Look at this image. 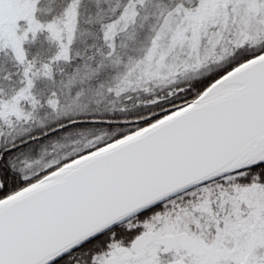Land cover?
<instances>
[{"label": "snow or ice", "instance_id": "6c2138e0", "mask_svg": "<svg viewBox=\"0 0 264 264\" xmlns=\"http://www.w3.org/2000/svg\"><path fill=\"white\" fill-rule=\"evenodd\" d=\"M39 6L0 0V264H264V0Z\"/></svg>", "mask_w": 264, "mask_h": 264}, {"label": "trees", "instance_id": "16d2710c", "mask_svg": "<svg viewBox=\"0 0 264 264\" xmlns=\"http://www.w3.org/2000/svg\"><path fill=\"white\" fill-rule=\"evenodd\" d=\"M64 0H40V6H39V15L42 18L47 19L50 15H54L61 11L63 7ZM51 10V11H49ZM26 48H28L29 52L34 55L38 56L39 58L43 59L46 58L52 48L53 44L48 39V35L46 32H41L37 35L36 39L33 41V43L30 45H27ZM14 61L11 63L3 64V71L7 72L11 70L14 67ZM1 70V66H0ZM5 86L7 87V82H5Z\"/></svg>", "mask_w": 264, "mask_h": 264}, {"label": "rangeland", "instance_id": "374dc122", "mask_svg": "<svg viewBox=\"0 0 264 264\" xmlns=\"http://www.w3.org/2000/svg\"><path fill=\"white\" fill-rule=\"evenodd\" d=\"M20 23H21L22 25H24L26 22L22 20V21H20ZM36 37H37V36H36ZM36 37H35V39H36ZM35 39H34V40H35ZM34 40H29L28 42H26L25 47H26L27 45H29V44L31 45V44L33 43ZM13 61H14V60H13L11 54H9V53L0 54V66H1V70L3 69V67H2L3 64L11 63V62H13Z\"/></svg>", "mask_w": 264, "mask_h": 264}]
</instances>
